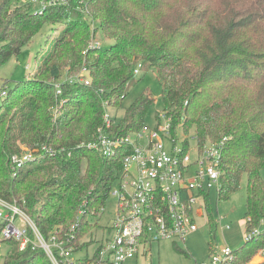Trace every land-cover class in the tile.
Returning a JSON list of instances; mask_svg holds the SVG:
<instances>
[{
    "label": "trees",
    "instance_id": "trees-1",
    "mask_svg": "<svg viewBox=\"0 0 264 264\" xmlns=\"http://www.w3.org/2000/svg\"><path fill=\"white\" fill-rule=\"evenodd\" d=\"M47 25L55 33L33 76L1 87L0 197L25 202L46 236L57 230L68 238L76 226L72 245L82 250L131 153L121 148L106 158L91 144L107 111H114L108 132L115 138L146 125L152 96L128 109L124 103L153 70L176 139L194 129L200 147L225 141L218 200L238 192L247 176V232L258 234L222 264H252L264 249V0H0V68ZM100 30L107 49L94 44ZM23 147L37 161L16 175L11 158ZM206 213L213 224L211 195ZM9 258L52 264L42 250L16 248Z\"/></svg>",
    "mask_w": 264,
    "mask_h": 264
},
{
    "label": "built area",
    "instance_id": "built-area-1",
    "mask_svg": "<svg viewBox=\"0 0 264 264\" xmlns=\"http://www.w3.org/2000/svg\"><path fill=\"white\" fill-rule=\"evenodd\" d=\"M95 45L100 46L98 42ZM141 68L139 65L136 75ZM81 81L91 84L89 79ZM60 87L57 83L58 95L62 94ZM6 96L7 91L1 89L0 100ZM112 119L107 111L105 126L99 129L91 148L106 158L114 157L121 148L131 151L123 161L121 178L110 193L118 201L113 239L99 242L91 257L76 259L77 247L72 245L76 226L68 238L57 230L46 236L24 210L25 202L0 197V264H13L15 261L9 255L16 248L19 252L42 250L52 264H128L135 260L137 264L152 244L185 240L199 231L197 221L206 219V196L212 190L219 193L222 187L225 141L198 145L196 149L181 148L166 112L158 117L156 127L145 125L136 133L115 138L108 132L113 126ZM32 161L35 157L30 151L15 155L11 158L12 170H20ZM257 234V230L250 232L246 240ZM232 256L233 251L224 248L209 264H222ZM259 256L264 257V249Z\"/></svg>",
    "mask_w": 264,
    "mask_h": 264
},
{
    "label": "rangeland",
    "instance_id": "rangeland-1",
    "mask_svg": "<svg viewBox=\"0 0 264 264\" xmlns=\"http://www.w3.org/2000/svg\"><path fill=\"white\" fill-rule=\"evenodd\" d=\"M21 5L23 6V3ZM37 7L40 9L42 6L38 5ZM54 33H52L49 25L45 26L42 32L23 49L18 57L12 58L0 68V90L6 83L9 87H13L16 82L25 80L29 75L33 76L39 66V59L48 50L49 39ZM97 42L104 49L111 45L101 30L94 39V44ZM139 78L140 81L132 88L125 100L124 109L131 107L139 98L151 95L153 103L149 108L145 124L154 128L157 126L158 117L164 110V89L156 71L143 73ZM1 106L2 101L0 100V109ZM111 113L114 115V111L111 110ZM123 115L124 111L117 113L118 118L123 117ZM187 135L185 133L178 134L179 146L184 148L183 140L188 139L190 148L196 149L198 142L195 137V130H190ZM23 148L24 151H30L27 147ZM35 161H37L36 157ZM262 176L264 178V170ZM247 188L248 178L245 176L241 189L227 200L219 201L218 192L212 190L210 195L214 214L213 224H210L206 213V219L197 221L200 228L198 232L189 235L185 240H168L152 244L151 248H148L147 255L140 257L137 264H209L214 256H220L221 250L224 248H230L234 252L241 249L249 236L247 232L249 219L247 217ZM117 206V199L110 196L105 204L104 212L99 218V227L94 231L92 237L83 240L85 243H90L82 250L74 252V258L86 259L91 257L98 248L99 242L106 243L113 239L115 232L112 228L117 217ZM92 221L95 222L96 220ZM259 230L264 231V224ZM92 241L93 243H91ZM259 254L260 252L256 257ZM128 264H136V260Z\"/></svg>",
    "mask_w": 264,
    "mask_h": 264
},
{
    "label": "crops",
    "instance_id": "crops-1",
    "mask_svg": "<svg viewBox=\"0 0 264 264\" xmlns=\"http://www.w3.org/2000/svg\"><path fill=\"white\" fill-rule=\"evenodd\" d=\"M262 263H264V259H263V257H261V256L256 257V258L252 261V264H262Z\"/></svg>",
    "mask_w": 264,
    "mask_h": 264
}]
</instances>
